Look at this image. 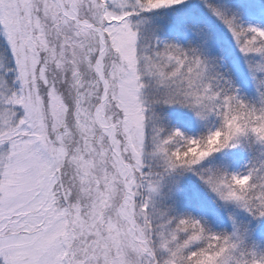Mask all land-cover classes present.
<instances>
[{"label":"snow or ice","instance_id":"6c2138e0","mask_svg":"<svg viewBox=\"0 0 264 264\" xmlns=\"http://www.w3.org/2000/svg\"><path fill=\"white\" fill-rule=\"evenodd\" d=\"M0 264H264V0H0Z\"/></svg>","mask_w":264,"mask_h":264}]
</instances>
